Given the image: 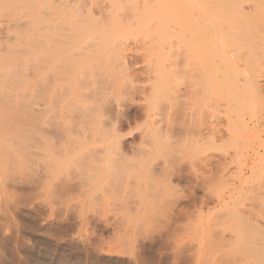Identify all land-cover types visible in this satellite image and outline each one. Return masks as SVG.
<instances>
[{
    "label": "rangeland",
    "instance_id": "rangeland-1",
    "mask_svg": "<svg viewBox=\"0 0 264 264\" xmlns=\"http://www.w3.org/2000/svg\"><path fill=\"white\" fill-rule=\"evenodd\" d=\"M5 1L7 0H0V33L1 35H3L2 41L0 43L1 44L0 45V82H1L0 83V94H2L0 95L1 97L0 98V264H235L232 262H237V264H240V263L241 264L242 263H246V264L252 263L253 264L255 261H257L259 259L258 257H254V259L256 260L249 261V259L251 258L249 254L248 256H246L247 254L244 255L241 252L243 250L241 249L242 243H240L241 248H238L240 246L237 245V242L236 244L234 243L235 245L232 243L234 245L233 248H232V245H230V243H227L226 245L229 244L231 247H228L229 246L228 245L227 246L228 248H227L226 245H224L225 246L224 248H226L227 250L230 249L229 251L225 249L224 251H227L225 253L223 251L224 248H222L223 243H220L217 240H214L220 243L221 245L220 246L217 242L214 243L213 239L214 238L216 239L219 236L218 234L222 232L220 230L225 231L224 228L228 227L229 224H231V221L225 218L224 213L230 212L232 210L233 212L236 211L237 208L248 203V200H251L254 197V195L256 196L260 193L262 195L261 196L259 194L258 196L260 200H261V197H263L264 195V192H263L264 191V175L262 176L263 180L261 178V173L263 172L262 174H264V171H263L264 170V166H263L264 164V152L263 151L264 150L262 149L263 148L262 144L264 143V124H263L264 120L260 122V120H262L261 116L262 114H264L263 113L264 112V90H263L264 87L262 89L263 92H261L263 93V96L261 94L263 100L258 96L259 99H261L262 101L261 100L259 101L256 98L257 101H254L256 100L254 99L253 100L254 103H251V104L249 101V105H248V100H244L243 102L242 101L238 102V103L242 102V105L244 107L246 105V108H244L241 104H238L236 102L234 103L232 102L231 104L228 93L224 91H222L223 93L222 92L220 93V96L222 95L220 98L218 97L219 95L217 96L219 98L218 101L215 100L214 103H212L213 101L210 102V98L208 96V93L206 92L207 90L204 89L203 82H202L203 84L202 85L200 83L201 79L198 80L199 73L196 69L190 71V73H188L190 74L189 76H186L188 75L186 73L185 74L182 73L180 76H178L180 77L179 79L175 77L177 78V80L174 78V79H170L166 81L165 83L162 84L163 86L162 85L159 86V87L162 86L161 90L156 87L153 88L154 85L147 78L148 73L145 72L147 71L146 70L147 65L145 62L147 61L148 63L149 62L148 60L151 58H149L150 55L147 56V53H143V51L145 52L146 47H148L147 46L148 44L147 45L145 44L143 38L147 37L148 36L147 34L151 32L152 30V26L150 27V21L148 22V17H145L144 15L143 17V16H140V14H137L138 12L140 13L141 11L139 9H138L139 11L136 9V12L137 11L138 12L134 13L135 11L133 9H135V6L139 5L137 4L138 3L137 0L136 1L135 0H119V1L113 0V2H111L112 0L110 1L108 0L112 4L106 0L104 1L101 0V2L100 0H97L98 4H100L101 6L106 5V7H104L106 9H105V12H102V16H101L100 11H97L95 13L96 10L93 9L94 14H96V18L97 19L99 18L98 22H100L101 20L102 21L100 23L103 22L102 27L100 26L101 24L98 25L97 23L98 27L96 24H93V25H96L95 28L97 27L98 29L97 28L96 29L100 31L101 29H99V27H101L102 28L101 31L103 32L108 31L109 28H113L109 30L110 32L112 30L113 38H115L116 34L119 33L120 35H117V36L122 37L123 35L124 39L126 37H128L127 40L130 39L129 41H127L129 43V46L132 45L133 43H134L133 45L136 44L135 46L133 45L130 46L131 48H134L133 50H135V52L132 51V49L130 50L131 52L125 51L127 54H129V56L130 54L132 55L131 57L127 56V60H126L128 64L127 66L130 68L129 71L127 68H126L127 72H125V70H121L122 73L124 71L125 73L124 77H127V78L119 76V79H116L118 78V75L120 74L122 75L120 70H119L120 72L119 74L118 73L111 74L112 71H110L111 73L109 72L110 74L106 73L108 74L110 81L112 80L111 81L112 83L114 80L116 84L115 79L117 80L116 91L114 87L113 94L111 93L112 96H110L111 102H113L114 104L115 103L117 104V105L113 104L114 105L113 112L110 110L112 112V115L111 114L105 115L109 111V110L108 111L106 110L104 114L106 117L104 119L103 115L99 116V114L96 113L95 115L98 116L97 118L95 117V115L91 117V118H95L96 121H93L95 119L91 120V118L89 117V118H86V120L89 119L87 120V123H86V120L84 119L86 124L82 121L83 119L81 120L82 122L79 120L80 122L78 121L79 122L78 123L77 122L78 119L71 118L73 121L76 120V123H75L71 119H69L70 117L64 118L65 116L64 113H62V116H60L61 110L59 109L62 108L64 112V110H67V108H68V111L71 108L69 106L70 104L68 103L70 100L68 99L70 98L69 96L68 98L65 97L66 98L65 100L67 101L68 99V102H63L64 101L63 97L61 98L63 100V101L61 100L63 102V104L61 105H64V106L61 107V105H55L52 109L53 112L51 111V109L48 111V113L49 112L52 113V114L51 113L49 114L48 118L54 117L53 118L54 120L52 119V121L50 120V122L48 120V123H46L45 120H40L41 118L43 119V116H44L43 113H42L43 116L40 117L39 120H38L39 118L38 116H36L38 118L35 117L34 119L33 117V120H30V118L33 115L30 114V118L28 117L29 119H27L26 118L27 116L25 117L23 115L24 111L21 110V107H23L22 106L23 104L26 107L30 103L29 102L30 99H32L30 96V83L31 82H29L28 84V79H30V81L32 80L36 81V80L31 79V77L27 78V75H31L30 72L27 75L26 74L24 76L22 75L23 78H21L18 75V78L20 77L23 80L20 79L21 82L17 84H20V83L21 84L20 85L15 84V87L22 86L23 88L21 89L24 91H23V94L21 92L22 95L19 94L20 91L18 90L17 91L15 90L16 92L14 91L15 78H16V82L18 79L15 73L23 74L25 71L21 73L19 69L22 68L23 70L26 67V66L24 67L25 61L23 62L24 64L23 65L20 61L21 57L20 58L18 57L19 53L18 54L16 53L17 49L14 51V48L15 46H17V48L19 46H20L19 48H22L25 45L24 47L26 49V43H28L27 49L25 51L23 49L21 50H23V52H29L30 54V52L33 53V50L29 51L28 49L29 45H32L31 43H33V45L35 43L34 46L36 47L37 45H39L40 47H37L39 48L38 50H40L41 48V50L43 51L45 50V48L42 49L41 46L46 43L44 42V44L42 45H40V43L37 44V41L41 42L39 41L40 39L35 38L34 36L35 39H39V40H32L31 38H33V36L30 37V34L31 33L33 34L36 31L35 27H32L33 26L32 24H28V25H24L25 23L22 24V22L26 20L29 17V15L33 14V12L37 11L36 9L38 8L35 9L33 6H30V5L27 6V4L26 6H22L20 4H18V6H16V4L12 5V3L14 4L13 0H12V3H10L11 1L7 3L9 0L7 2ZM90 1L97 2L96 0H85V2L83 1L81 5L78 4L76 6L78 7L79 12L77 8L74 7L75 11L74 9H70V11L68 12L70 14L69 16L72 19L75 18V22H76V20L80 19L84 15H87L88 10L91 9ZM105 1L106 3H103ZM114 1H116V3ZM134 1L136 2L135 6H134L135 3L133 4ZM138 1H140L139 3H141L142 5L143 0H138ZM131 5H133L134 7L133 9ZM83 7L84 8L86 7V9H84ZM138 7L141 8V6H138ZM109 8L111 11H109ZM127 9H132L134 11L133 12L132 10H130V15H131L132 20H134V22L131 19H129L130 18L129 16L126 17V15L129 14V12L126 11ZM80 11L82 15L80 14L81 16H78V19H76L77 16L75 14H79ZM124 12H127L128 14L127 13L125 14ZM143 12L145 13L146 10H144ZM109 13L110 14L112 13L116 17L120 15V17L116 18L113 16V19H111L112 18V15H111V17L108 18V16L110 15ZM89 14H88L89 16L86 17V19L87 18L89 19L92 17L91 13ZM98 14L100 16H98ZM106 14L108 16H105ZM124 14H125V17H124ZM133 14L135 15L137 14L140 16L139 18H140L141 23L139 22V18L137 15H136L137 18L135 17V19H133L134 17ZM94 17L95 15L93 16V20H94ZM106 17L108 18V20ZM67 18H68V15L66 16V19ZM71 18L70 20L69 19L68 20L72 21ZM118 18L119 19L121 18V20L125 19V21H128V22L125 23V21H121ZM106 20L108 21V23ZM135 20H137L138 22L136 21L135 23ZM65 21L67 20H64V23H66ZM112 21L113 22L119 21L118 24L121 23L119 25L121 27L117 29V27L119 26L115 24L116 28H114L115 26L113 27L111 26L107 28V25L109 23L111 25L115 23V22L112 23ZM105 22L107 23V25ZM14 23H16L17 25ZM70 23L68 22L66 23V25H69ZM79 24H81L79 20L76 23L72 22L69 26L64 25L63 27V24H62L61 26L62 31L73 32L72 31V29L74 30L73 27H78L80 26ZM122 24L124 25L122 26ZM125 24H127V26ZM135 24H137L138 28H136L137 26H135ZM68 27L70 28L71 31L68 30L69 29ZM121 28L125 29V30L122 29L125 32L121 31ZM176 28L177 26H174L173 28H170V31H175ZM21 29L25 34L21 31ZM31 29H34V32L32 31L29 32V30ZM115 29L117 30V32L115 31ZM126 29H128V32ZM133 29H134V32H133ZM153 29H154V26H153ZM141 30L142 32H140ZM145 30L147 31L149 30V32ZM16 31L18 33H23L24 35L23 34L18 35V33H15ZM135 31L139 33L137 34ZM26 32H29L30 34ZM126 32L129 33V35L128 34L126 35ZM38 34L40 35L42 33H38ZM23 36L25 37L27 36L26 38L27 39L29 38V39L27 40L26 38H22ZM148 37H147V40H148ZM40 38H43V37L40 36ZM24 39L26 41H29V40L30 41L26 42L24 41ZM131 39H136V40H131ZM141 40L143 41L142 43L139 42ZM140 43L142 44V46L144 44L145 48L144 46L142 48ZM135 47L137 50L135 49ZM34 49L36 50V48ZM141 49L143 50L142 52H141ZM149 49H147V52H149ZM152 49L153 48H151V50ZM14 52H15V55L16 54L18 55L17 58L20 62L17 61V58L14 55ZM32 55L34 54H31L30 56L28 55V57H31ZM39 55H44V54L39 53ZM144 56H147L148 58H143ZM13 57H15L16 59H13ZM28 57L27 59L29 60L30 58ZM106 57H107L106 55H102V57H99V60L101 59V62L106 60L105 63L104 62L103 63L104 64L107 63L106 65H108L109 63ZM23 59L25 60V57ZM15 61L19 62V64L16 63ZM30 61L31 60H29V64H31ZM14 63H16L18 67L20 65L23 66V67L21 66L18 69L20 72L14 70V68L16 69L17 67L16 65L14 67ZM26 63L28 64L27 61ZM29 67L30 69L27 68V70L28 69L32 70L31 67H33V65H30ZM131 68L132 69L134 68L135 72L134 70H131ZM14 71L16 72L14 73ZM75 71L77 72V70ZM114 71H116V69ZM140 71L143 72V74L145 72V75H144L145 77ZM196 74L198 75V77ZM133 76H136V77H133ZM111 77H113L114 79L113 78L111 79ZM129 78H133V79L135 78L134 82L132 81L133 79L129 80ZM122 79L123 81L125 80L126 81L123 82ZM147 79H148V82H144V81H147ZM180 79H183V80L181 81ZM12 82H13V85L11 84ZM68 82H70V80L65 82V84ZM118 82L122 83L121 85L123 86L126 83L128 87L125 85V88H128V89L127 90L124 89L123 91L124 87L118 84ZM138 82L139 83L141 82L142 84L141 83L139 84ZM149 82H151V84L153 85V86L150 85L152 89H150V87L149 88L147 87L150 84ZM99 83L102 85L104 84L103 81H100ZM146 83L147 84L149 83V84L147 85ZM132 84H135L133 87H136L138 85V88H140L139 91L140 90L141 91L139 92L138 89L136 91L133 90ZM119 85L122 87V89L119 88L120 87ZM131 87H132L133 92H130ZM155 88L156 90H158L156 91V93L157 92L161 93V95L160 96L158 95V97L155 94V90H154ZM142 89L145 90L144 92L146 91L147 92L144 94ZM152 90H154V92ZM150 91H152L153 94L149 95ZM14 92H15V95H14ZM24 93H26L25 95H27L28 97L24 96ZM50 93L51 92H49V94L47 93L48 96L50 95ZM225 93L227 95H225ZM39 94L44 95V96L47 95V94L45 95V93L42 94V91ZM20 95L22 97H20ZM147 95H148V98L152 96L151 98H149V100L151 99L150 102L149 100H147ZM39 96H35L37 98L36 100L39 99L38 98ZM155 97H157L158 100H154ZM217 97H214V98H217ZM21 98L22 99L24 98L27 101L29 100L28 101L29 103L25 104L26 100L23 103V101L20 100ZM72 102L76 103V100L73 99ZM84 102L88 103L86 100H84ZM17 105L19 106V109L21 111L17 108L18 107ZM118 105L120 106V108H123L124 111L122 109H118L119 108ZM29 106L30 105H28L27 107ZM32 108L29 107L27 109H31L32 111ZM56 109L59 112L56 111L55 113ZM117 109L120 110L119 113H121L122 115L121 114H119V116L115 115L116 114L115 111ZM26 111L27 113L31 112L28 110ZM68 111L65 112L66 115ZM95 111H97V108L95 109ZM10 112H11V115H10ZM54 113L56 115H54ZM57 113H59V118H57ZM44 114L46 115V113ZM37 115H40V113ZM123 115H124V118L123 117L119 118L120 116H123ZM109 116L111 119L110 121L111 123L108 121ZM116 116H118L119 118L117 122H116V119H117ZM254 116H258V118L253 119ZM101 117H103V119ZM242 117H244V119L246 118L245 121H247L248 123L245 121L244 122L248 124L249 127H254V128L248 129L246 127L247 130L243 129L241 125ZM66 118H68L69 120L66 121L65 120ZM251 118L253 121L251 120ZM29 120L31 122L38 120L37 123L39 121L40 122L44 121V123L42 122L41 124H45L46 126L45 125L42 126L43 128L45 127L44 129L37 128V126L40 127V124H39L40 122H39L38 123L39 125L37 124V126H35L36 128L34 127L33 128L34 130H33L31 128L34 125H31ZM63 120H65L68 123L66 122L64 123ZM112 121L114 124L112 123ZM211 121L212 122L214 121V123H212ZM33 122L32 124L35 123ZM204 122H206V124H204ZM210 122L213 125L216 124V122H218V124H216L217 126L214 125L216 127L212 128L213 126L210 127L211 126ZM258 122H260V124ZM82 123H84L83 127H85V129L81 126ZM100 124H102L103 126ZM78 125H80L81 128H79L80 126ZM173 125H175L176 128ZM105 126L106 127L108 126L107 127L108 130H110L109 126L110 128L112 127H115V129L118 128L116 129L117 133L118 134L121 133V135H119L118 138L119 137L122 138V140L121 138H119L120 147L122 148L120 150L121 151L120 153L122 154L124 153L125 159L123 158L122 154L119 155V151H115L113 149L112 151L110 149L109 152L108 151L100 152L102 154L98 153L95 155L93 152L91 153V150L93 149L95 145L87 143V141L89 140L87 138H89V136H90V139H95V138H99L102 136L106 137L107 133L109 132H107L108 130H106V128L104 129ZM255 126L258 127V129ZM91 127H93V129H91ZM173 127L176 130L178 128L179 133L177 132L178 133L177 135L176 130H175L176 135L173 134L174 135L173 136L171 134V136L169 135L170 137H168L167 134H169V129L173 130ZM202 128L204 131L201 130ZM70 129H73V130L70 131ZM87 129L90 133L88 131L85 133V130ZM59 130H60V133H58ZM165 130H168V131H165ZM220 130L221 132H218ZM40 132L42 135L40 134ZM82 132L84 135L82 134ZM96 132L102 135L99 136ZM102 132L105 133L106 135L103 134ZM222 132H223L222 135L224 137L226 136L225 138L227 139V141L228 142L231 141L229 142L230 144H228L227 141H225V139H224L225 142L223 141V143H221L222 141L220 139L222 137L220 136ZM241 132L243 133L241 134ZM70 133H72L73 135L71 134L69 135L70 136L69 137L68 134ZM76 133L79 136H77ZM162 133L163 135L165 134V136H162L161 135ZM65 134H67V136L71 140L70 142L69 141L65 142L67 145V148H66V145H64V148L61 149L60 147H62V145L61 146H59L60 144L55 145L56 144L55 141L57 142L58 138L59 139L63 138ZM87 134L88 136H86ZM95 135H98V136L94 137ZM242 135L245 136L246 138L245 140L240 138L242 137ZM244 136L242 138H244ZM68 137H66L65 135L64 138L67 139ZM82 137H84L86 141L83 140L84 138L82 139ZM159 137H160V140H159ZM31 139H32V142H31ZM76 139L78 140L82 139L81 142L85 141L87 145L85 144V142L82 143L81 145L76 144L80 147L75 153L67 151L66 149L71 148L74 145V140L76 142ZM170 139L171 140L176 139V140L174 142L171 141L173 142L171 144ZM72 140H73V144H72ZM153 140L160 141L161 143L160 142L159 143L161 144V147L162 148L164 147V148L161 149L160 151L157 150L159 153L155 157V160L156 162L158 161L159 163H158V166L157 164L156 165L154 164L156 166V169L154 168L155 172L154 170H151V171H147V173L145 174L146 171L144 173L141 171L140 166H139L140 162L138 161V160L141 161L140 157L142 155L140 156L141 153H137V152L143 147H144L143 149H148L150 148V146H153L154 144H159L158 141L153 143ZM168 140H169V144L167 143ZM51 142L52 143L54 142V143L52 144ZM88 142H90V140ZM68 143H71L72 146ZM214 143L215 144L217 143L218 145L220 144V147L217 145L216 146L217 148H215ZM162 144L165 146H163ZM225 144L226 146L227 145L229 146L226 148V146H224ZM38 145L41 146V148ZM91 145L92 147H90ZM50 147L52 150L54 148V152L51 149H49ZM56 147L57 149H55ZM253 148L260 149L262 152L261 156H258L256 157V159H254L255 161L253 164L255 168L253 167L252 173L251 171H248L246 174L242 175L240 173L239 175L238 173L239 171L237 170V163L243 160L244 158H246L248 155L252 154L254 152ZM33 149L34 151L37 149H40L42 150L41 152L43 153L37 150L38 152L37 151L35 152H36V156L38 157L35 158V155H34L33 158H31L32 152L35 153ZM252 149H253V152H252ZM43 150L46 151L45 153L46 155L48 154V156L44 155L45 153ZM226 150H228V152ZM86 151L90 152L89 153L90 155H88ZM59 152L62 153L63 155L61 154L62 155L61 156ZM139 152H141V150ZM70 153H72V155ZM83 154L87 156L84 158L82 156ZM76 156L77 158L79 156V159H77ZM80 156L84 159H82ZM115 156H117L119 161L122 160L120 159L122 157L124 159L123 163L125 162L124 164L126 165L129 164V166L134 165V167L136 166L135 169L137 167L139 168V171L134 169L135 170L134 172L130 168L131 167L130 166L129 168L131 169V171H133V173H130L129 171L130 169H127L128 167L126 168V165H124L121 161H120L121 163L117 161L118 159ZM100 157H102L103 159ZM225 157L226 159H224ZM97 158H100L101 159V160L99 159L100 161L105 160L106 162L104 163H107L108 165H109V162H113L115 160L114 162L120 163V165L118 163L119 169L116 166H114V169L113 167L111 168L107 167L108 166L107 164H105L106 166H104L103 162H102L103 164L102 166H101V162H99L100 164L99 166L101 168L96 167L97 168L96 169L94 167L95 165L93 166L94 163L93 162L90 163L89 161L93 159L97 160ZM220 158L223 160L221 161L224 164L223 166L227 169V172L225 171L226 173L224 174L223 177L216 179L215 175H217L220 172V170H222L221 168H224L222 167V163L221 165H219L220 163L218 164V161L216 163V160ZM69 159L72 162L74 160H75L74 162H76V160L78 162L83 161V160H87V161L89 160L88 162L92 164V167H94L91 172V175L93 174L92 177H89L91 175L87 173L91 171L92 169V167L89 168L90 164L87 161L86 162L83 161L84 165L85 163H87L89 164V166H86L87 164L85 166H82L83 164H80L81 163L80 162V163H75V165L79 164V166L76 165L75 167V165L73 166V164L69 165L70 163H72L68 161ZM48 160L50 162H48ZM65 160H67L66 161L67 163L65 162ZM95 160L93 161L96 162ZM56 161H57V166H59L61 169L60 172H57L59 171V168H57V166H55L56 164H54L56 163ZM62 162L65 163L66 165L65 164L63 165ZM148 162H152V161H148ZM227 162L228 164L231 163L230 167L227 164ZM60 163H62V165H60ZM121 164L124 165L125 167L124 166L121 167ZM135 164L137 165L139 164V165L137 166ZM167 164H169L170 166H168ZM225 165L229 167V169ZM45 167H48L49 170H47V168ZM86 167H88L87 172L85 174H82V171L83 173L86 171L85 169ZM123 167L126 168L128 172L125 171ZM166 167L169 170L168 172H166L167 171ZM116 168L118 169V171ZM180 168L182 171L179 172L178 170ZM258 169H260V171ZM62 172L63 173L65 172V173L63 174ZM118 172L120 173L118 174ZM178 172L180 174H178ZM47 174H50L51 176ZM94 174H95V178H94ZM125 174L127 175L126 177H125ZM128 174H130L131 177H129L130 175ZM87 175L89 179L91 178L92 180L93 178L92 180L93 182L90 180L91 184L88 183L89 180H87L88 179ZM147 175H148L147 178H149L150 181H152L151 184H149L150 183L149 179H146ZM160 175L161 176L164 175V177L162 176L163 177L162 178ZM169 175L171 178L169 177ZM173 175L175 177H172ZM99 176H100V180H99ZM110 176H111V179H110ZM165 176H167V178L170 179V181L168 180L169 182L166 179H164L166 178ZM76 177H77V180L78 179L80 180V178H85V177L87 179H83V181L81 179L80 181H82L83 182L82 183V182H79V180L77 181L75 179ZM96 177L98 181L94 180L96 179ZM120 177L122 181L120 180ZM140 178L142 179L139 181ZM103 179L104 180L106 179V180L103 181ZM86 180H87V184H86ZM146 180H148V182H146ZM239 180L241 182L243 181V183H241ZM70 181H73L72 184H74V181H75V184H74L75 186L70 185L71 183ZM76 181L79 187H77L78 185L76 184ZM95 181H97L96 184H95ZM252 181L254 182L252 183ZM147 183L149 184V186L146 185ZM80 184H82L83 186L85 185L84 186L85 188L82 187L81 185V188H83L81 190L83 191L79 189ZM159 184H161L160 187H159ZM250 185L251 187L253 185L256 187L254 188L253 186L251 188ZM65 186L67 187L66 189H64ZM88 186L90 188H88ZM95 186L97 187L95 188ZM233 187L236 188L237 192H235L231 198H227L226 201L223 200L224 197L226 198L227 195L232 190H234ZM69 188L71 189L68 191ZM45 191L47 192L45 193ZM92 191H94V194ZM67 194L68 196H66ZM184 195L185 197L183 198ZM83 197L84 199H82ZM76 199H79V200H76ZM177 200H178V203L175 205V202H177ZM203 201L205 202V204ZM201 203L204 205L202 206ZM260 203H257L253 207L252 214L254 216L253 215L252 216L253 218L257 217L258 219H261V222H262L264 219V206H261ZM257 218H254V219L256 220ZM233 224L234 222H232L231 225ZM235 224H236V221H235ZM241 225L238 224L239 233H240V235L238 236L240 237H242L240 230L243 229V225L242 227ZM235 226L237 227V225H234L231 228L235 229ZM232 230H230V228L229 229L226 228V231H232ZM217 231H220V232L217 233ZM213 233L216 234V237H215V234L213 235ZM242 233H243V238H244V236H246L247 234L244 233L243 231ZM255 233H256L254 234L255 236L258 235L257 233H259V230H257V232ZM263 233H264L263 230L260 229L259 234L263 235ZM236 236L233 238H236ZM234 241H236V239H234ZM238 242H239V238H238ZM217 244L222 249L219 248ZM235 246H238L237 250ZM237 251L239 252L236 253ZM243 252L247 253L245 251ZM251 255L252 257L254 256L253 253Z\"/></svg>",
    "mask_w": 264,
    "mask_h": 264
},
{
    "label": "bare ground",
    "instance_id": "bare-ground-1",
    "mask_svg": "<svg viewBox=\"0 0 264 264\" xmlns=\"http://www.w3.org/2000/svg\"><path fill=\"white\" fill-rule=\"evenodd\" d=\"M8 1V0H7ZM7 1H5V2H7ZM11 1V2H10ZM85 2V0H13V2H14V4L12 3V0H9L7 3H12V5H15L16 4V6H18V4H20V5H22V6H26V4H27V6H33L35 9L36 8H38V9H36L37 11H35V12H33V14H31V15H29V17L26 19V20H24L23 22H22V24L23 23H25L24 25H28V24H32L33 26L32 27H35V32H34V29H31V30H29V32H34L33 34L31 33H29V32H26V33H29L30 34V37H32L33 36V38H31L32 40H39V41H41V42H38L37 41V44H39L40 43V45H42V44H44V42L47 44H44V45H42L41 47H42V49H44L45 48V50L43 51V50H41V48H40V50H38L39 48H37V47H40L39 45H37V47L36 46H34L35 45V43H34V45H33V43H31L32 45H29V51L31 50H33V53H31L30 52V54H29V52H23V50L25 51L26 49H27V44L28 43H26V49H25V45L24 44H22V45H24L22 48H17V46H15V48H14V51L16 50V53L18 54L19 53V56L16 54L15 55V52H14V55H15V57L17 58V56L20 58H22L23 56L25 57V60L22 58H20V61H21V63L23 64V62L25 63V65H24V69L22 70V68L21 69H19L22 65H20L19 67L17 66V64L16 63H18L19 64V60H18V58H17V61H19V62H16V63H14V67H15V65L17 66L16 67V69L14 68V70H16V71H18V72H20L21 71V73H23L24 71V73L23 74H19V73H15L16 71H14V73L16 74V77L18 78V75L21 77V78H23V76L26 74H29V72H30V74L31 75H27V78H29V77H31V79H34V80H36V81H30V79H28V84H29V82H31L30 83V96H31V98L32 99H30V103L31 104H35L34 105V107H33V105H31L26 99H27V95H25L26 93H24V96H27L26 97V99H20L21 101H23V103H24V101L26 100V103L25 104H28V105H30L29 107H33L32 108V111H31V109H27V108H29V107H25V105L23 104L22 106L24 107V108H26V109H24L23 107H21V110L22 111H24V113H23V115L27 118V119H29L30 118V114H32L31 116V118H30V120H33V117H34V119H35V117L36 116H38V117H36V118H38V120L40 119V117H42L43 115L45 116H43V119L41 118L40 120H45V122L46 123H48V120H49V122H50V120L52 121V119L54 118L53 117V115H52V117L53 118H48L49 117V114L51 113V112H49L48 113V111L51 109V111L53 112V107L55 106V105H61V104H63V102H68V99H70L69 100V106L71 107L70 109H69V111H68V108H67V110H64V112H63V110H62V108L61 109H59V110H61V115L60 116H62V113H64L65 114V116H64V118L65 117H70L69 119H78L77 120V122L80 120H82L84 123H85V121H84V119L86 120V118H91L92 116H94L96 113L97 114H99V116L101 115H103V117H104V119H105V115H107V114H111L112 115V112H113V106L116 104H114L113 102H111V100H110V96H112V94H113V90H114V87H115V91H116V85H117V80L116 79H119V76H122V77H124V71H123V73H122V71L121 70H125V72H127V70H126V68L128 69V71H129V67L127 66L128 64H127V56H129V54H127L126 52L127 51H130L131 49H132V51H134L135 52V50H133L134 48H131L130 46H132V45H130L129 46V43L127 42V41H129V40H127V38L128 37H126L125 39L123 38V35H122V37L121 36H117V35H120L119 33H117L116 34V37L115 38H113V34H112V30H111V32L109 31L110 29H113V28H109V30L108 31H105V32H103V31H101L102 30V23H100V22H98V19L96 18V14H94V12H93V9H95L94 11H95V13L97 12V11H100V13H101V16H102V12H105V9L106 8H104V7H106V5L104 6V5H100V4H98V1L97 2H92V1H90L91 2V4H90V10H88V12H87V15H84L83 17L85 18H83V17H81L80 19H78V16H81L82 14H81V11H80V13L79 14H75L74 16L76 17V19H78L79 21H80V23L81 24H79L80 26H78V27H73L74 28V30L72 29V31L73 32H65V31H62V24H63V27H64V25H66V23H76L78 20H76V22H75V18L74 19H72L69 15V11H70V9H74V11H75V8H77V10H78V7H76L78 4L79 5H81V3L82 2ZM104 1V0H103ZM106 1H108V0H106ZM106 1L105 2H103V3H106ZM110 1V0H109ZM108 1V2H109ZM117 1V0H116ZM116 1H114L115 3H116ZM119 1V0H118ZM136 1V0H135ZM133 2V4H134V6L136 5V2ZM100 2H101V0H100ZM99 2V3H100ZM111 2H113V0L111 1ZM111 2H109V3H111ZM137 4H139V5H137V6H135V9H133L134 7H133V5H131V7H132V9L135 11H133L132 9H127L126 11H128L129 12V14L127 13V12H124L125 14L127 13L128 15H126V17L127 16H129L130 18L129 19H131L132 20V18H131V15H130V10H132L134 13H137L139 10H141L140 11V13L138 12L137 14H140V16H145V17H148V22L150 21V27L152 26V30H151V32H149V30L147 31V30H145V31H147V32H149L147 35L150 37V39H149V37H148V40H147V37H145V38H143V40H144V42H145V44L150 48H148V47H146V50H145V52L141 49V52L143 51V53H147V56H149V58H151V59H149L148 61V63H147V61L145 62L146 63V65H147V67L146 66H144V67H146V70L147 71H145L146 73H148V79H149V81H151L152 83H153V85L151 84V82H149L148 84H149V86H147L148 88L150 87V89H152L151 88V86L150 85H152L153 86V88L154 87H156V88H159L160 90H161V87L163 86L162 84L163 83H165L166 81H168V80H170V79H174L175 77H177L178 79L180 78V77H178V76H180L182 73H186V74H188V73H190V71H192V70H194V69H196L197 71H198V75H199V77H198V75H197V77H198V80L199 79H201L200 81V83L202 84V82H203V84H204V89H206L207 91V93H208V96H209V98H210V102H212V103H214V101L216 100V101H218L219 100V98L222 96H220V93L222 92V91H224V92H226V93H228V95H229V99H230V103L232 104V102L234 103V102H236V103H238L239 101H244V100H248V105H249V101H250V104L251 103H254L253 102V100L254 99H258L259 101L262 99V96H263V93H261V92H263V87H264V0H143V3H142V5H141V3H139L140 1H138L137 0ZM142 2V1H141ZM84 4V3H83ZM86 4V3H85ZM112 4V3H111ZM114 4V3H113ZM19 5V6H20ZM138 6H141V8H139ZM75 7V8H74ZM89 7V6H88ZM109 7V6H108ZM107 7V8H108ZM147 7V8H146ZM84 8V7H83ZM144 8H146V9H144ZM80 9V8H79ZM84 9H86V7L84 8ZM136 9L138 10L137 12H136ZM83 10V9H82ZM104 10V11H103ZM144 10H146V14H147V16H146V14L143 12ZM86 11V10H85ZM109 11H111L110 10V8H109ZM72 12V11H71ZM77 12V11H76ZM78 12H79V10H78ZM77 12V13H78ZM142 12V13H141ZM84 13H86V12H84ZM89 13H91V15H92V17L91 18H89V19H91V20H89L88 18L86 19V17H88L90 14ZM108 13V12H107ZM81 14V15H80ZM89 14V15H88ZM95 15V17H94V20H93V16ZM110 14V13H109ZM125 14H124V17H125ZM132 14V13H131ZM136 14V15H137ZM142 14V15H141ZM68 15V18L66 19V16ZM103 15H104V13H103ZM111 15H112V18L111 19H113V16L114 17H116L115 15H113L112 13L108 16L107 14L105 15V16H108V18H110L111 17ZM118 15V14H117ZM134 15V17H133V19H135V17H136V15L135 14H133ZM132 15V16H133ZM98 16H100L99 14H98ZM138 16V18L140 17L139 15H137ZM143 16V17H144ZM117 17H120V15L119 16H117ZM116 17V18H117ZM123 17V16H122ZM121 17V18H122ZM70 18L72 19V21H69L70 20ZM107 18V17H106ZM108 18H107V20H108ZM121 18L119 19V20H121ZM137 18V17H136ZM69 19V20H68ZM97 19V20H96ZM102 19H103V17H102ZM110 19V20H111ZM117 19V20H118ZM141 19H142V17H141ZM144 19V18H143ZM64 20H67V21H65L66 23H64ZM106 20V21H107ZM126 20H128V19H126ZM97 21V22H96ZM121 21H125V19H123V20H121ZM133 22H134V20H132ZM136 21L137 20H135V23H136ZM146 21V20H145ZM16 22V21H15ZM20 22V23H21ZM115 22V21H114ZM113 21H112V23H114ZM119 22V21H118ZM118 22H115L113 25H111L110 23L107 25V23H108V21H107V23H106V25H107V28L108 27H113V26H115V24H117L118 26L121 24V23H119L118 24ZM126 22H128V21H125V23ZM129 22H130V20H129ZM138 22V21H137ZM139 22H140V18H139ZM142 22H143V20H142ZM147 22V23H148ZM70 23V24H71ZM97 23H98V25L99 24H101L100 26L101 27H99V29H101L100 31H98L97 29V27H98V25H97ZM141 23V22H140ZM139 23V24H140ZM14 24H16V23H14ZM69 24V25H70ZM92 24V25H91ZM93 24H96L97 25V29L95 28V26L96 25H93ZM131 24H132V22H131ZM143 24V23H142ZM145 24V23H144ZM149 24V23H148ZM147 24V25H148ZM17 25V24H16ZM21 25V24H20ZM69 25H66V26H69ZM124 24H122V26H123ZM126 26H127V24H125ZM131 26V25H130ZM135 26H137V24H135ZM140 26V25H139ZM153 26H154V29H153ZM174 26H177V28H176V30L175 31H170V28H173ZM15 27V26H14ZM21 27V26H20ZM72 27V26H71ZM121 26H119V27H117V29L118 28H120ZM133 27V26H132ZM57 28V29H56ZM61 28V29H60ZM69 28V27H68ZM76 28V29H75ZM107 28H105V29H107ZM114 28H116V26L114 27ZM124 28V27H123ZM123 28H121V31H123V30H125V29H123ZM136 28H138V26L136 27ZM149 28V27H148ZM147 28V29H148ZM16 29V28H15ZM14 29V30H15ZM55 29V30H54ZM123 29V30H122ZM142 29V28H141ZM151 29V28H150ZM20 30V29H19ZM28 30V29H27ZM63 30H64V28H63ZM68 30H70V28L68 29ZM120 30V29H119ZM127 30V32H128V29H126ZM21 31H22V29H21ZM40 31V32H39ZM58 31V32H57ZM71 31V30H70ZM115 31L117 32V30L115 29ZM20 32V31H19ZM23 32V31H22ZM119 32V31H118ZM123 32H125V31H123ZM126 32V35L128 34L129 35V33H127ZM132 32V31H131ZM133 32H134V29H133ZM136 32V31H135ZM140 32H142V30L140 31ZM15 33H18L17 31L15 32ZM24 33V32H23ZM23 33H18V35L19 34H23ZM38 33H42V34H38ZM47 33V34H46ZM137 33V32H136ZM139 33V32H138ZM137 33V34H138ZM25 34V33H24ZM23 34V35H24ZM123 34H125V33H123ZM143 34V33H142ZM39 35V36H38ZM134 35V34H133ZM21 36V35H20ZM34 36H35V38H39V39H35L34 38ZM40 36H42L43 38H40ZM130 36H132V35H130ZM27 37V36H26ZM25 36H23L22 38H26ZM29 37V36H28ZM125 37V36H124ZM2 38H3V35H1V33H0V43H1V41H2ZM46 38H47V40H49V41H47L46 40ZM49 38V39H48ZM136 38V37H135ZM17 39V38H16ZM27 39V38H26ZM29 39V38H28ZM27 39V40H28ZM45 39V40H44ZM137 39V38H136ZM136 39H131V40H136ZM42 40H44V41H42ZM138 40V39H137ZM24 41H26L25 39H24ZM30 41V40H29ZM29 41H26V42H29ZM147 41V42H146ZM43 42V43H42ZM133 42V41H132ZM135 42V41H134ZM139 42H143L142 40L141 41H139ZM136 43V42H135ZM140 43V44H141ZM15 44H17V43H15ZM1 45V44H0ZM136 45V44H135ZM135 45H133V46H135ZM33 46V47H32ZM138 46V45H137ZM136 46V47H137ZM141 46H142V44H141ZM143 46H144V48H145V45L143 44ZM143 46H142V48H143ZM152 46V47H151ZM136 47H135V49H136ZM34 48H36V50H38V51H36ZM151 48H153L152 50H151ZM21 49H23V50H21ZM129 49V50H128ZM147 49H149V52H150V50H151V52L149 53V52H147ZM137 50V49H136ZM126 51V52H125ZM23 52V53H22ZM42 52V53H41ZM131 52V51H130ZM138 52V51H137ZM28 53V54H27ZM39 53L40 54H44V55H39ZM149 53V54H148ZM151 53H152V55H151ZM154 53V54H153ZM31 54H34V55H32L31 57H28V55L30 56ZM133 54V53H132ZM136 54V53H135ZM195 54V55H194ZM197 54V55H196ZM23 55V56H22ZM39 55V56H38ZM102 55H106L107 57V61H108V65H106V64H104L105 63V61L106 60H104L105 58V56L103 57L104 59V61H102L101 62V59L99 60V57H102ZM144 55V54H143ZM154 55V56H153ZM43 56V57H42ZM132 55L130 54V56L129 57H131ZM147 56H144L143 58H148ZM12 57V56H11ZM15 57H13V59H16ZM27 57L28 58H30L29 60H31L30 62H31V64H29V60L27 59ZM42 59H40V58ZM39 58V59H38ZM27 59V60H26ZM130 59V58H129ZM131 60V59H130ZM136 60V59H135ZM145 60H147V59H145ZM26 61L28 62V64L26 63ZM41 61V62H40ZM137 61V60H136ZM144 61V60H143ZM11 62V61H10ZM104 62V63H103ZM132 62V61H131ZM13 63V62H12ZM144 63V64H145ZM104 64V65H103ZM137 64V63H136ZM30 65H33V67H31V69L32 70H29L30 69ZM28 66V67H27ZM132 66V65H131ZM23 67V66H22ZM76 67H78V68H76ZM137 67V66H136ZM138 67H139V65H138ZM137 67V68H138ZM27 68H29L28 70H27ZM76 68V69H75ZM20 71H19V70ZM79 69V70H78ZM116 69V71H114ZM117 69H118V71H117ZM145 69V68H144ZM75 70H77V72L75 71ZM119 70L121 71V73H122V75L120 74V75H118L120 72H119ZM131 70H134V68L132 69L131 68ZM143 70V69H142ZM110 71H112V73L110 72ZM139 71V70H138ZM144 71V70H143ZM27 72V73H26ZM111 73V74H115V73H118V74H116V75H118V78H116L115 79V81H116V84H115V82H114V80H113V83L110 81V79H109V77H108V74H106V73ZM130 72H132V71H130ZM134 72H135V70H134ZM141 72V71H140ZM145 72H144V74H143V72H141L142 74H143V76L145 75ZM109 73V74H110ZM136 73H137V71H136ZM140 73V74H141ZM194 73H195V71H194ZM193 73V74H194ZM6 74V73H5ZM14 74V75H15ZM128 74V73H127ZM135 74V73H134ZM183 74V75H184ZM4 75V74H3ZM23 75V76H22ZM129 75H130V73H129ZM190 74H188V75H186V76H189ZM11 76V75H10ZM39 76H40V78H39ZM110 76V75H109ZM115 76V75H114ZM132 76V75H131ZM137 76V75H136ZM136 76H133V77H136ZM140 76V75H139ZM138 76V77H139ZM146 76H147V74H146ZM18 78L17 79V82H16V78H15V76H14V78H15V82H14V91L16 90H18V91H20L19 92V94H21V92H22V94H23V91L24 90H22L21 88H23L22 86H17V85H20V84H17V83H19V82H21L20 81V79L21 78ZM130 77V76H129ZM141 77V76H140ZM145 77V76H144ZM37 78H39V79H37ZM113 77H111V79H112ZM124 78H127V77H124ZM123 78V79H124ZM177 78H175L176 80H177ZM186 78V77H185ZM184 78V79H185ZM195 78H196V76H195ZM4 79H6V78H4ZM114 79V78H113ZM120 79H121V77H120ZM123 79H122V81H123ZM130 79H133V78H129V80ZM135 79V78H134ZM134 79L132 80L133 82H134ZM137 79V78H136ZM140 79V78H139ZM148 79H147V81H144V82H148ZM8 80V79H7ZM6 80V81H7ZM10 80V79H9ZM19 80V81H18ZM21 80H23V79H21ZM70 80V82H68V83H66L65 84V82H67V81H69ZM128 80V79H127ZM142 80V79H141ZM146 80V79H145ZM181 81L183 80V79H180ZM12 81V80H11ZM100 81H103V85L102 84H100L99 82ZM121 81V82H122ZM126 81V80H125ZM125 81H123V82H125ZM179 81V80H178ZM180 81V82H181ZM197 81V80H196ZM137 82V81H136ZM143 82V81H142ZM1 83V82H0ZM127 83H129V82H127ZM130 83H132V82H130ZM139 83V82H138ZM141 83V82H140ZM139 83V84H140ZM4 84V83H3ZM12 85H13V82L11 83ZM15 84H17L16 86L17 87H15ZM118 84H122V83H119L118 82ZM124 84V83H123ZM142 84V83H141ZM144 84V83H143ZM147 84V83H146ZM147 84V85H148ZM202 84V85H203ZM119 85V86H120ZM125 85H126V83H125ZM125 85L123 86V85H121L122 87H124L123 88V91H124V89H128V88H125ZM135 84H132V87L134 86ZM137 85V84H136ZM160 85H162L161 87H159ZM2 86V85H1ZM119 87V88H121L122 89V87ZM127 86V85H126ZM130 86V85H129ZM5 87V86H4ZM20 87V88H19ZM118 87V86H117ZM128 87V86H127ZM132 87H131V90H132ZM3 88V87H2ZM18 88V89H17ZM156 88L154 89L155 90V94H156V96L158 97V95L160 96L161 95V93H156V91H158V90H156ZM4 89V88H3ZM21 89V90H20ZM138 89V91H139V89L140 88H138V85L136 86V87H133V90H137ZM145 89V88H144ZM263 89V90H262ZM5 90V89H4ZM125 90V91H126ZM130 90V92H133V90L131 91ZM143 90V89H142ZM147 90V89H146ZM149 90V89H148ZM154 90H152L153 92H154ZM159 90V91H160ZM262 90V91H261ZM15 91V92H16ZM41 91H42V94H44L45 93V95L48 93L49 94V92H51L50 93V95L48 96V94L46 95V96H44V95H41V94H39V93H41ZM118 91V90H117ZM122 91V90H121ZM141 91V90H140ZM139 91V92H140ZM145 90H143V92H144ZM152 91H150L149 92V95H151V94H153L152 93ZM259 91H260V93H259ZM4 92V91H3ZM15 92H14V95H15ZM37 92H39V93H37ZM129 92V91H128ZM138 92V93H139ZM147 92V91H146ZM146 92H144V94L146 93ZM112 93V94H111ZM117 93V92H116ZM134 93H136V92H134ZM223 93V92H222ZM225 93V95H227ZM4 94V93H3ZM21 94V95H22ZM32 94V95H31ZM115 94V93H114ZM118 94V93H117ZM131 94V93H130ZM258 94H260V95H258ZM261 94H262V96H261ZM0 95H2V94H0ZM20 95V97H22ZM40 95V96H39ZM134 95V94H133ZM138 95V94H137ZM219 95V96H218ZM35 96H39L38 98V100H36L37 98L35 97ZM70 96V98H68ZM114 96V95H113ZM219 98H218V97ZM261 98V99H259V97ZM4 97V96H3ZM63 97V100L61 99ZM65 97H67L68 99H67V101L65 100L66 98ZM116 97V96H115ZM143 97V96H142ZM152 97V96H151ZM151 97H149V98H151ZM154 97V96H153ZM157 97H155V99L154 100H158V98ZM164 97V96H163ZM165 97H166V95H165ZM214 97H217V98H214ZM1 98V97H0ZM13 98V97H12ZM71 98H72V100H71ZM84 98H86V99H84ZM88 98V99H87ZM149 98H148V95H147V100H149ZM214 98V99H213ZM73 99H75L76 100V103H74V102H72L73 101ZM257 99L256 100H254V101H257ZM10 100H11V98H10ZM13 100V99H12ZM31 100H32V102H31ZM35 100H36V102H35ZM63 102H62V101ZM84 100H86L88 103H86V102H84ZM151 100V99H150ZM150 100H149V102H150ZM263 100V99H262ZM261 100V101H262ZM41 101H42V103H41ZM33 102H35V103H33ZM78 102V103H77ZM242 102L241 103H238V104H241L242 105ZM17 103V102H16ZM15 103V104H16ZM68 103H66V104H68ZM256 103V102H255ZM18 104V103H17ZM114 104V105H113ZM117 105V104H116ZM121 105V104H120ZM245 105V104H244ZM247 105V106H248ZM18 106V105H17ZM36 106V107H35ZM41 106V107H40ZM62 106H64V105H61V107ZM68 106V105H67ZM66 106V107H67ZM153 106V105H152ZM243 106V105H242ZM116 107V106H115ZM118 109H122L123 110V108H120V106L118 105ZM123 107V106H122ZM244 107V106H243ZM18 109H19V106L17 107ZM16 108V109H17ZM97 108V111H95V109ZM244 108H246V105H245V107ZM24 109V110H23ZM117 109V110H118ZM20 110V109H19ZM20 110V111H21ZM26 110H28V111H31L30 113L28 112L27 113V111ZM106 110L108 111L106 114H105V112H106ZM112 112H111V111ZM117 110L115 111L116 112V114L115 115H118L119 116V114H121V113H119V111L120 110H118V112H117ZM16 111V110H15ZM56 111H57V109L55 110V113H56ZM66 111H68L67 112V115H66ZM124 111V110H123ZM57 112H59V111H57ZM111 112V113H110ZM21 113V112H20ZM40 113V115H37V114H39ZM42 113H43V115H42ZM44 113H46V115H47V117H46V115L44 114ZM54 113V115H56ZM123 113H125V112H123ZM264 113V112H263ZM18 114V113H17ZM22 114V113H21ZM52 114V113H51ZM105 114V115H104ZM114 114V113H113ZM140 114V113H139ZM148 114V113H147ZM10 115H11V112H10ZM15 115V114H14ZM115 115H113V116H115ZM122 115V114H121ZM127 115V114H126ZM188 115V114H187ZM253 115V114H252ZM112 116V117H113ZM118 116H116L117 117V119H116V122L119 120V118H121V117H123L124 118V115L123 116H120L119 118H118ZM135 116V115H134ZM149 116V115H148ZM264 114H262V116H261V119L262 120H260V122L261 121H263L264 120ZM22 117V116H21ZM29 117V118H28ZM95 117L97 118L98 116H96L95 115ZM103 117H101L102 119H103ZM111 117V118H112ZM214 117V116H213ZM255 117V118H254ZM253 117V119H257L258 118V116H254ZM263 117V118H262ZM47 120H46V119ZM56 118V117H55ZM57 118H59V113H57ZM63 118V117H62ZM61 118V119H62ZM68 118H66L65 120L66 121H68L69 119ZM125 118H126V116H125ZM152 118V117H151ZM217 118V117H216ZM71 119V120H72ZM93 119H95V118H91V120H93ZM110 119V116H109V118H108V121L110 122L111 121V119ZM115 119V118H114ZM113 119V120H114ZM242 120V122H241V125H242V128L243 129H245V130H247L246 129V127L248 128V129H252V128H254V127H249V125L248 124H246L245 122H247V121H245L246 120V118L244 119V117H242L241 118ZM260 119V118H259ZM29 120V121H30ZM37 120V121H38ZM54 120V119H53ZM65 120H63L64 121V123L66 122ZM70 120V121H71ZM87 120H89V119H87ZM87 120H86V123H87ZM98 120V119H97ZM213 120V119H212ZM217 120V119H216ZM251 120H252V118H251ZM37 121L35 120L34 122L36 123V125H35V123L34 124H32V122L30 121V123H31V125H34L31 129H33L35 126H37V124L40 122H38L37 123ZM73 121V120H72ZM71 121V122H72ZM79 121V122H80ZM81 121V122H82ZM93 121H96V119L95 120H93ZM104 121V120H103ZM107 121V120H106ZM218 121V120H217ZM245 121V122H244ZM253 121V120H252ZM43 123H44V121H42ZM42 122H40L39 124H40V127H38L37 126V128H43L42 126H44L45 124H41ZM73 122H75L76 123V120H74ZM78 122V123H79ZM115 122V123H116ZM123 122V121H122ZM212 122V121H211ZM211 122H210V124H211ZM255 122V121H254ZM260 122H258L259 124H260ZM264 122V121H263ZM66 123H68V122H66ZM84 123H82V127L84 126L83 124ZM85 123V124H86ZM100 123V122H99ZM111 123V122H110ZM112 123H113V121H112ZM212 123H214V121L212 122ZM220 123V122H219ZM248 123V122H247ZM253 123V122H252ZM38 124V125H39ZM92 124V123H91ZM104 124V123H103ZM114 124V123H113ZM113 124H112V126H113ZM204 124H206V122H204ZM216 124H218V122H216ZM216 124H214V125H216ZM259 124H257V125H259ZM262 124V123H261ZM264 124V123H263ZM53 125V124H52ZM100 125H102V124H100ZM116 125V124H115ZM114 125V126H115ZM213 124H211V126L210 127H212V128H214V127H216V126H214ZM248 125V126H247ZM256 125V124H255ZM46 126V125H45ZM48 126H50V125H48ZM47 126V127H48ZM54 126H55V124H54ZM53 126V127H54ZM75 126V125H74ZM78 126H80V125H78ZM78 126H77V128H78ZM81 126L79 127V128H81ZM88 126V125H87ZM103 126V125H102ZM111 126V127H112ZM117 126V125H116ZM173 126H175V125H173ZM182 126H184V125H182ZM206 126V125H205ZM263 126V125H262ZM52 127V128H53ZM108 127V126H107ZM106 126L104 127V129L106 128V130H108V128H107ZM172 127V126H171ZM256 127V126H255ZM36 128V127H35ZM45 128V127H44ZM43 128V129H44ZM51 128V129H52ZM62 128V127H61ZM72 128H74V127H72ZM76 128V127H75ZM76 128V129H77ZM84 129H85V127H83ZM82 128V129H83ZM88 128V127H87ZM120 128V127H119ZM175 128H176V126H175ZM174 127H173V130H170L169 129V134H167L168 135V137H170L171 136V134L173 135V134H175V129ZM208 128H209V126H208ZM257 129H258V127H256ZM42 129V130H43ZM54 129V128H53ZM91 129H93V127H91ZM95 129V128H94ZM109 129L110 130H108L107 132H109V133H107V136L106 137H99V138H95V139H90V136H89V138H87V139H89L90 140V142H88L87 141V143H90V144H92V145H95L94 147H93V149L91 150V153L93 152L95 155L96 154H98V153H100V152H109V150L111 149V151H112V149L113 150H115V151H119V155H121L122 153H120L121 151V147H120V139L119 138H121V137H119L118 138V136L119 135H121V133L120 134H118L117 133V130L116 129H118V128H116L115 129V127H112V128H110V126H109ZM34 130V129H33ZM32 130V131H33ZM38 130V129H37ZM71 130H73V129H70V131ZM80 130V129H79ZM178 130V131H177ZM177 130H176V134L178 135V133H179V129L177 128ZM201 130H203V128L201 129ZM242 130V129H241ZM45 131V130H44ZM43 131V132H44ZM49 131V130H48ZM62 131V130H61ZM76 131V130H75ZM88 131V129L87 130H85V133ZM92 131V130H91ZM94 131H96V130H94ZM93 131V132H94ZM105 131V130H104ZM119 131H120V129H119ZM165 131H168V130H165ZM204 131V130H203ZM256 131H258V130H256ZM46 132V131H45ZM74 132V131H73ZM80 132V131H79ZM78 132V133H79ZM89 132V131H88ZM106 132V131H105ZM171 132V133H170ZM178 132V133H177ZM218 132H221V130L220 131H218ZM33 133V132H32ZM37 133V132H36ZM58 133H60V130H59V132ZM81 133V132H80ZM79 133V134H80ZM90 133V132H89ZM88 133V134H89ZM97 133V132H96ZM95 133V134H96ZM103 133V132H102ZM165 133V132H164ZM168 133V132H167ZM243 132H241V134H242ZM40 134H41V132H40ZM72 133H70V134H68V136L69 135H71ZM77 134V133H76ZM82 134H83V132H82ZM88 134L86 135V136H88ZM98 134V133H97ZM103 134H105V133H103ZM175 134V135H176ZM219 134V133H218ZM223 134V132L221 133V136L220 137H222L220 140L222 141H220L221 143H223V141H224V139H225V141H227V139L222 135ZM227 134V133H226ZM240 134V135H241ZM42 135V134H41ZM66 135V137H68L67 136V134H65ZM65 135H64V137H65ZM73 135V134H72ZM81 135V134H80ZM84 135V134H83ZM99 136H101L100 134H98ZM98 135H95L94 137H97ZM106 135V134H105ZM104 135V136H105ZM158 135V134H157ZM162 136H165V134L163 135V133L161 134ZM170 135V136H169ZM207 135V134H206ZM43 136H44V134H43ZM43 136H42V138H43ZM77 136H79L78 134H77ZM82 136V135H81ZM174 136V135H173ZM218 136V135H217ZM244 135H242V137H243ZM260 136V135H259ZM61 138V139H59L58 138V141L56 142L55 141V145H59V146H61L62 145V147H60L61 149H63L64 148V145H66V143L65 142H67V141H69L70 142V136L67 138V139H65V138ZM93 137V138H94ZM161 137V136H160ZM160 137H159V140H160ZM207 137V136H206ZM242 137H240L241 139H246L245 138V136H244V138H242ZM79 138V137H78ZM84 137H82V139H83ZM163 138H165V137H163ZM219 138V137H218ZM229 138V137H228ZM53 139H54V137H53ZM81 139V140H82ZM158 139V138H157ZM81 140H78V139H76V142H75V140H74V145L72 146L71 145V143H68V144H70L72 147L71 148H69V149H66L67 151H69V152H72V153H75L78 149H79V147L80 146H78L79 144L81 145L82 143H84L86 140H85V138L83 139V140H85V141H82L81 142ZM121 140H122V138H121ZM155 140V139H154ZM153 140V143L154 142H157V141H154ZM164 140H166V139H164ZM163 140V141H164ZM176 140V139H175ZM175 140H171L170 139V142L171 141H175ZM41 141V140H40ZM46 141V140H45ZM44 141V142H45ZM52 141V140H51ZM224 141V142H225ZM31 142H32V139H31ZM43 142V141H42ZM143 142V141H142ZM160 141H158V143H159ZM173 142H171V144L173 143ZM229 142H231V141H229ZM228 141H227V143L228 144H230ZM242 142H243V140H242ZM245 142V141H244ZM50 143V142H49ZM52 143V142H51ZM54 143V142H53ZM52 143V144H53ZM161 143V142H160ZM152 144L153 146H150V148H148V149H140L141 150V152H137V153H141L140 154V159H141V161L140 160H138L140 163V169H141V171L144 173L145 171V174L147 173V171H151V170H154V168L156 169V164H157V166H158V161L156 162V160H155V157L157 156V154L159 153L158 151H160L161 149H163L162 147H161V144ZM167 143L169 144V140L167 141ZM226 143V144H227ZM72 144H73V140H72ZM76 144H78V145H76ZM85 144H86V142H85ZM84 144V145H85ZM215 144V143H214ZM226 144L224 145V146H226ZM41 145V144H40ZM49 145V144H48ZM87 145V144H86ZM92 145L90 146V147H92ZM163 145V144H162ZM218 144L216 143L214 146H215V148H217L216 146H217ZM39 146V145H38ZM42 146V145H41ZM41 146H39L40 148H41ZM46 146V145H45ZM54 146V145H53ZM141 146V145H140ZM144 146H146V145H144ZM163 146H165V145H163ZM219 147H220V144L218 145ZM229 145H227L226 146V148L228 147ZM43 147V146H42ZM82 147V146H81ZM87 147V146H86ZM89 147V148H90ZM142 147V146H141ZM230 147H231V145H230ZM262 149L264 150V143L262 144ZM59 148V149H60ZM66 148H67V145H66ZM146 148V147H145ZM160 148V149H159ZM225 148V149H226ZM35 149V148H34ZM34 149H33V151H34ZM43 149V148H42ZM45 149H47V148H45ZM49 149H51V147L49 148ZM55 149H57V147L55 148ZM91 149V148H90ZM224 149V150H225ZM231 149V148H230ZM230 149H228V150H230ZM254 149V148H253ZM253 149H252V152H253ZM38 151H42V150H40V149H37ZM37 150H35V151H37ZM52 150V149H51ZM83 150H85V149H83ZM158 150V151H157ZM228 150H226L227 152H228ZM32 151V150H31ZM34 151V152H35ZM37 151V152H38ZM44 151V150H43ZM53 152H54V148H53V150H52ZM30 152V151H29ZM46 151H44V153H45ZM50 152V151H49ZM61 152V151H60ZM59 152V153H60ZM83 152V151H82ZM123 152V151H122ZM156 152V153H155ZM264 152V151H263ZM41 153H43V152H41ZM40 153V154H41ZM48 153V152H47ZM72 153H70L71 155H72ZM85 153V152H84ZM86 153H88V155H90L89 153L90 152H88V151H86ZM261 150L260 149H254V152L252 153V154H250V155H248L246 158H244L243 160H241V161H239L238 163H237V170L239 171L238 173H239V175H240V173L243 175V174H246L248 171H251V173H252V169H253V167H254V159H256V157H258V156H261ZM31 154V153H30ZM62 153H60V155H61ZM100 154H102V153H100ZM105 154V153H104ZM116 154H118V153H116ZM115 154V155H116ZM254 154V155H253ZM32 157L31 158H33V156L35 155V158L36 157H38V156H36V152L35 153H33L32 152ZM45 156H48V154L46 155V153L44 154ZM43 155V156H44ZM56 155V154H55ZM63 155V154H62ZM61 155V156H62ZM123 155V158H124V153L122 154ZM251 155H253V156H251ZM29 156V155H28ZM50 156V155H49ZM84 158L87 156H85V154H83L82 155ZM225 156V155H224ZM228 156V155H227ZM52 157V156H51ZM50 157V158H51ZM56 157V156H55ZM68 157V156H67ZM81 157V156H80ZM108 157V156H107ZM116 158H117V156H115ZM42 158V157H41ZM63 158V157H62ZM61 158V159H62ZM66 158V157H65ZM75 158V157H74ZM76 158H77V156H76ZM75 158V159H76ZM82 158V157H81ZM84 158H82V159H84ZM91 158V157H90ZM100 158H102V157H100ZM100 158H97V160H95V159H93V160H95L96 162H94L93 160H88L90 163H94L93 164V166L96 168H101L99 165V162H101V166L103 165L102 164V162L104 163V162H106L105 160L103 161H100L101 159ZM112 158V157H111ZM111 158H110V160H111ZM122 157L120 158V159H122V160H120L122 163H123V160L125 159H123ZM223 158V157H222ZM48 159V158H47ZM68 159V158H67ZM71 159H73V158H71ZM77 159H79V156H78V158ZM82 159H80V160H82ZM89 159V158H88ZM100 159V160H99ZM103 159V158H102ZM105 159H107V158H105ZM115 159V158H114ZM118 159V158H117ZM224 159H226V157L224 158ZM34 160V159H33ZM46 160V159H45ZM54 160V159H53ZM99 160V161H98ZM215 160V159H214ZM222 159L220 158V159H218V160H216V163H217V161H218V164L219 165H221V163H222V167H224L223 165V160L221 161ZM55 161V160H54ZM67 160H65V162H66ZM69 162H72L70 159L68 160ZM75 161V160H74ZM72 162V163H70L69 165H72L73 164V166L75 165V163H80V164H83L82 166H85L87 163H85V165H84V162L83 161H87V160H83V161H77L76 160V162ZM87 161V162H88ZM113 161V160H112ZM115 161V160H114ZM109 162V165L107 164V163H104V166H106L105 164H107L108 166L107 167H113V169H114V166H116L118 169H119V167H118V163L120 162L119 161V159L117 160V161H119L118 163H116V162ZM148 161H152V162H148ZM48 162H50L49 160H48ZM63 162H64V160H63ZM62 162V163H63ZM83 162V163H82ZM88 162V163H89ZM108 162V161H107ZM120 162V163H121ZM127 162V161H126ZM137 162V161H136ZM215 162V161H214ZM214 162H213V164H214ZM225 162V161H224ZM228 162H230V161H228ZM228 162H227V164H228ZM232 162V161H231ZM37 163H38V161H37ZM45 163V162H44ZM62 163H60V165H62ZM67 163V162H66ZM89 163V164H90ZM116 163V164H115ZM120 163H119V165H120ZM125 163V162H124ZM123 163V164H124ZM215 163V164H216ZM54 164H56L55 166H57V161H56V163H54ZM65 163H63V165H64ZM89 164H87L86 166H89ZM155 164V165H154ZM212 164V163H211ZM217 164V165H218ZM231 164V163H230ZM230 164H228L229 165V167H230ZM51 165V164H50ZM66 165V164H65ZM68 165V164H67ZM77 165V164H76ZM76 165H75V167H76ZM124 165H126V164H124ZM124 165H122L121 164V167L122 166H124ZM135 165H137V164H135ZM137 165V166H138ZM165 165V164H164ZM168 166H170L169 164H167ZM34 166V165H33ZM44 166H45V164H44ZM47 166V165H46ZM53 166V165H52ZM52 166H51V168H52ZM77 166H79V164L77 165ZM103 166V167H104ZM131 166V167H130ZM129 166V164L128 165H126V168L127 169H132L134 172H135V170H138L139 171V168L137 169H135V167H134V165H130ZM166 166V165H165ZM167 166V167H168ZM173 166V165H172ZM226 166V165H225ZM263 166H264V164H263ZM262 166V167H263ZM50 167V166H49ZM90 167H92V164H90V166H89V168ZM94 167H92V169H91V171H89V172H87V170H88V167H86L85 169H86V171L83 173V171H82V174H85L86 172L87 173H89V175H91V172H92V170H93V168ZM106 167V168H107ZM120 167V168H121ZM125 167V166H124ZM123 167V168H124ZM130 167V168H129ZM134 167V168H133ZM167 167H166V169H167ZM221 167V166H220ZM227 167V166H226ZM229 167H227L228 169H229ZM45 168H47V170H49L48 169V167H45ZM44 168V169H45ZM57 168H59V171H57V172H60V167L59 166H57ZM81 168V167H80ZM82 168H84V167H82ZM96 168V169H97ZM116 168V169H117ZM126 168H124L125 169V171H127L128 172V170H126ZM173 168V167H172ZM172 168H171V170H172ZM175 168H176V166H175ZM255 168V167H254ZM43 169V168H42ZM53 169H55V168H53ZM84 169V170H85ZM104 169V168H103ZM118 169H117V171H118ZM123 169V170H124ZM131 169L129 170L130 171V173H133V171H131ZM135 169V170H134ZM163 169V168H162ZM222 170H220V172L217 174V175H215V177H216V179H219V178H221V177H223L224 176V174L227 172V169L224 167V168H221ZM262 169V168H261ZM57 170V169H56ZM121 170V169H120ZM171 170H170V172H171ZM178 170V169H177ZM237 170H235V171H237ZM259 171H260V169H258ZM46 171V170H45ZM105 171V170H104ZM117 171H116V173H117ZM169 170L167 169V171L166 172H168ZM176 171V170H175ZM179 172L180 171H182L181 170V168L178 170ZM226 171V172H225ZM262 171V170H261ZM264 171V170H263ZM33 172V171H32ZM114 172V171H113ZM127 172H126V174H127ZM153 172V171H152ZM151 172V173H152ZM154 172H155V170H154ZM178 172V174H180ZM49 173V172H48ZM53 173V172H52ZM55 173H56V171H55ZM63 173V172H62ZM65 173V172H64ZM63 173V174H64ZM81 173V172H80ZM116 173H115V175H116ZM120 172H118V174H119ZM138 173V172H137ZM263 173V172H262ZM261 173V178H262V180H263V175L264 174H262ZM51 174V173H50ZM50 174H47V175H50ZM75 174V173H74ZM97 174V173H96ZM101 174V173H100ZM113 174V173H112ZM117 174V175H118ZM121 174H122V172H121ZM125 174V177L127 176ZM149 174H150V172H149ZM163 174V173H162ZM173 174V173H172ZM171 174V175H172ZM175 174V173H174ZM177 174V173H176ZM34 175V174H33ZM38 175V174H37ZM37 175H35V176H37ZM55 175V174H54ZM93 175V174H92ZM92 175L91 176H89V177H92ZM98 175H99V173H98ZM106 175V174H105ZM114 175V176H115ZM128 175H130V174H128ZM166 175V174H165ZM168 175V174H167ZM51 176V175H50ZM67 176V175H66ZM65 176V177H66ZM69 176H70V174H69ZM81 176V175H80ZM112 176V175H111ZM111 176H110V179H111ZM119 176V175H118ZM145 176V175H144ZM143 176V177H144ZM150 176V175H149ZM159 176V175H158ZM161 176V175H160ZM163 177H164V175H162ZM161 176V177H162ZM87 177H88V175H87ZM89 177H88V179L85 177V178H80V180L82 179V181H83V179H87V180H89V182L88 183H90L91 184V181L93 180V178H92V180H91V178L89 179ZM117 177V176H116ZM129 177H131V175L129 176ZM148 177V175L146 176V179H149V178H147ZM151 177H153V176H151ZM162 177V178H163ZM166 178H164V179H166L167 181L169 180L170 181V179H168L167 178V176H165ZM169 177H170V175H169ZM172 177H175L174 175L172 176ZM36 178V177H35ZM52 178H54V177H52ZM67 178V177H66ZM94 178H95V174H94ZM102 178H104V177H102ZM107 178V177H106ZM123 178V177H122ZM155 178V177H154ZM171 178V177H170ZM37 179V178H36ZM65 179V178H64ZM76 180H77V177L75 178ZM116 179V178H115ZM118 179V178H117ZM125 179V178H124ZM138 179V178H137ZM142 178H140L139 179V181L141 180ZM144 179V178H143ZM163 179V180H164ZM215 179V178H214ZM251 179V178H250ZM249 179V180H250ZM46 180V179H45ZM49 180V179H48ZM74 180V179H73ZM79 180V179H78ZM77 180V181H78ZM79 180V182H82V181H80ZM87 180H86V184H87ZM91 180V181H90ZM94 180H97V177H96V179H94ZM99 180H100V176H99ZM106 180V179H105ZM104 179H103V181H105ZM120 180H121V177H120ZM129 180H130V178H129ZM129 180H127V181H129ZM154 180V179H153ZM69 181V180H68ZM77 181H76V184H77ZM98 181V180H97ZM97 181H95V184L97 183ZM115 181V180H114ZM122 181V180H121ZM138 181V180H137ZM149 181H150V179H149ZM168 181V182H169ZM240 181V180H239ZM44 182V181H43ZM71 183H70V185H73V186H75L74 184H75V181H74V184H72L73 183V181H70ZM78 182V183H79ZM93 182V181H92ZM143 182V181H142ZM146 182H148V180H146ZM151 182L152 181H150V183L149 184H151ZM155 182V181H154ZM161 182H163V181H161ZM241 182V181H240ZM254 181H252V183H253ZM57 183V182H56ZM83 183V182H82ZM103 183V182H102ZM140 183V182H139ZM157 183V182H156ZM171 183V182H170ZM241 183H243V181L241 182ZM244 183H245V181H244ZM51 184V183H50ZM53 184V183H52ZM69 184V183H68ZM89 184V185H90ZM115 184V183H114ZM149 184L147 183L146 185H148L149 186ZM154 184V183H153ZM158 184V183H157ZM255 184V183H254ZM54 185V184H53ZM78 185V184H77ZM76 185V186H77ZM81 185L82 184H80V190L81 189H83V188H81ZM93 185V184H92ZM99 185H100V183H99ZM160 185L161 184H159V187H160ZM46 186V185H45ZM62 186V185H61ZM73 186H71V187H73ZM85 186V185H84ZM83 185H82V187H84ZM155 186V185H154ZM242 186H243V184H242ZM249 186V185H248ZM254 186V185H253ZM252 186V187H253ZM48 187V186H47ZM52 187V186H51ZM63 187V186H62ZM61 187V188H62ZM70 187V186H69ZM77 187H79V185L77 186ZM97 186H95V188H96ZM103 187V186H102ZM105 187V186H104ZM250 187H251V185H250ZM251 187V188H252ZM256 186H254V188H255ZM53 188V187H52ZM55 188V187H54ZM67 187L65 186L64 187V189H66ZM85 188V187H84ZM88 188H90L89 186H88ZM100 188H101V186H100ZM234 188V187H233ZM46 189V188H45ZM44 189V190H45ZM63 189V188H62ZM71 188H69L68 189V191L70 190ZM74 189V188H73ZM72 189V190H73ZM76 189V188H75ZM78 189V188H77ZM262 189V188H261ZM85 190V189H84ZM89 190V189H88ZM87 190V191H88ZM61 191V190H60ZM67 191V190H66ZM76 191H78V190H76ZM75 191V192H76ZM81 191H83V190H81ZM86 191V192H87ZM95 191H96V189H95ZM47 191H45V193H46ZM64 192H65V190H64ZM71 192V191H70ZM69 192V193H70ZM73 192V191H72ZM74 192V193H75ZM89 192V191H88ZM93 192V194H94V191H92ZM235 192H237V190H236V188H234V190H232L228 195H227V197L225 198L224 197V199L223 200H225L226 201V199L227 198H231L233 195H234V193ZM257 192V191H256ZM260 192V191H259ZM264 192V191H263ZM57 193V192H56ZM79 193V192H78ZM85 193V192H84ZM90 193H91V191H90ZM89 193V194H90ZM97 193H98V191H97ZM96 193V194H97ZM262 193V192H261ZM88 194V193H87ZM95 194V195H96ZM175 194V193H174ZM174 194H173V196H174ZM260 194V193H259ZM259 194L258 195H254V197L251 199V200H248V203H246L245 205H242L241 207H239V208H237L236 209V211H234L233 212V210L232 211H230V212H227V213H224V215H225V218L226 219H228L229 221H231V224H232V222H234V224L233 225H231V224H229V226L228 227H225L224 228V230L225 231H223V230H220V231H222L221 233H219L218 235V239L216 238H214V236H213V241L214 240H217L218 242H220V243H223V245H222V248H224L225 246L224 245H226L227 243H230V245H232V248L234 247V245L236 244V242H237V245L238 246H240V243H242V248H241V246L240 247H238V246H235L236 247V250H237V247L238 248H241V249H243L242 251H241V249H240V251L244 254V255H246V256H248V254H249V256L251 257L250 259H249V261H251V260H256V259H254V257H258L257 259V261H255L253 264H264V233H263V235H261V234H259L260 233V229H262L263 230V232H264V219H263V221L261 222V219H258L257 217H254V218H257L256 220L253 218V214H252V210H253V207L257 204V203H260V205L261 206H264V195H263V197H261V200H260V198L258 197L259 196ZM263 194V193H262ZM74 195V194H73ZM72 195V196H73ZM261 195V194H260ZM66 196H68V194L66 195ZM88 196V195H87ZM86 196V197H87ZM90 196V195H89ZM93 196V195H92ZM187 196V195H186ZM262 196V195H261ZM94 197H96V196H94ZM185 197V195L183 196V198ZM188 197V196H187ZM69 198V197H68ZM93 198V197H92ZM75 199V198H74ZM82 199H84V197L82 198ZM81 199V200H82ZM88 199V198H87ZM73 200V199H72ZM76 200H79V199H76ZM176 200V199H175ZM180 200V199H179ZM182 200V199H181ZM259 200H260V202H259ZM71 201V200H70ZM224 201V202H225ZM204 202V201H203ZM178 203V200H177V202H175V205ZM202 204V203H201ZM204 204H205V202H204ZM204 204H202V206L204 205ZM223 215V216H224ZM253 215V216H252ZM235 221H236V224H235ZM242 224L243 225V229L242 230H240L241 231V234H242V237H240V236H238V235H240V233H239V228H238V224ZM234 225H237V227L235 226V229L234 228H231L232 226H234ZM242 225H241V227H242ZM187 227V226H186ZM226 228H230V230H232V231H226ZM238 230V231H237ZM257 230H259V233H257L258 235H254V234H256L255 232H257ZM220 231H217V233L218 232H220ZM242 231L244 232V233H246L247 235L246 236H244V238H243V233H242ZM215 233H213V235H214ZM238 237H237V236ZM259 235H261V236H259ZM236 236V238H233V237H235ZM215 237H216V234H215ZM238 238H239V242H238ZM241 238H243V239H241ZM234 239H236V241H234ZM240 239H241V241H240ZM217 241H214V243H216ZM230 241H232V242H230ZM234 241V242H233ZM217 242V243H218ZM220 243H218L219 245H220ZM234 245H233V244ZM218 244H217V246H218ZM229 245V244H228ZM228 245H226V247L228 246ZM228 246V247H231V246ZM221 246V245H220ZM220 246H218L219 248H221ZM227 247V248H228ZM221 248V249H222ZM226 248H224L223 249V251L225 250ZM227 250V249H226ZM230 250V249H229ZM229 250H227V251H229ZM239 250V249H238ZM227 251H224L225 253L227 252ZM243 251H245V252H247V253H244ZM239 251H237L236 253H238ZM240 252V253H241ZM241 253V254H242ZM253 253V257H252V254ZM228 254V253H227ZM231 254H232V252H231ZM242 254V255H243ZM255 255H257V256H255ZM247 258V257H246ZM249 258V257H248ZM253 258V259H252ZM240 262V261H239ZM242 262V261H241ZM244 262H245V260H244ZM232 263H235V264H237V262H232ZM248 263H250V262H248ZM241 264V263H240ZM242 264H246V263H242ZM252 264V263H251Z\"/></svg>",
    "mask_w": 264,
    "mask_h": 264
}]
</instances>
